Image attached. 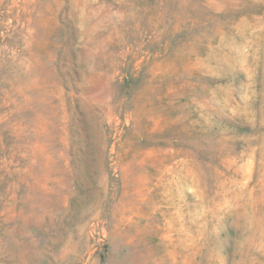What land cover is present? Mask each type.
I'll return each mask as SVG.
<instances>
[{
  "label": "rangeland",
  "instance_id": "obj_1",
  "mask_svg": "<svg viewBox=\"0 0 264 264\" xmlns=\"http://www.w3.org/2000/svg\"><path fill=\"white\" fill-rule=\"evenodd\" d=\"M0 264H264V0H0Z\"/></svg>",
  "mask_w": 264,
  "mask_h": 264
}]
</instances>
